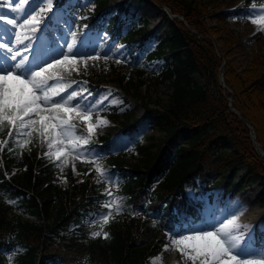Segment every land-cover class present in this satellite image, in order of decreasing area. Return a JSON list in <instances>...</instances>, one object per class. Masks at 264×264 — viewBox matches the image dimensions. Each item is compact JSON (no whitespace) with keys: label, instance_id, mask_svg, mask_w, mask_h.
<instances>
[{"label":"trees","instance_id":"16d2710c","mask_svg":"<svg viewBox=\"0 0 264 264\" xmlns=\"http://www.w3.org/2000/svg\"><path fill=\"white\" fill-rule=\"evenodd\" d=\"M220 1L123 0L117 7L124 17L120 13L108 17L95 14L83 19L96 30H105L130 45L140 85L144 70L161 57L163 64L156 77L167 82L168 97L165 102H156L149 116L158 117L163 134L156 141L136 143L138 156L132 164H125L121 154L111 153L107 144L90 142L88 147L98 154L100 165L114 174L111 179L116 174L113 193L123 205L121 213L114 214L103 228L109 233L108 239H91L90 233L99 226L92 227L84 220L106 211L102 204L108 198L107 185L97 182L99 175L93 164L73 160L71 155L66 163L53 162L43 156L48 149L38 138L23 149L9 141L0 167V264H4L3 251L20 247L24 253L14 264H148L149 258L162 250L177 220L198 216L183 191L196 179L203 185L223 183L224 189L233 194L258 183L256 199L259 206H264V157L252 144L250 133L264 153V34L247 37L250 57L246 64H237L233 56L242 39L227 23L228 13L213 14ZM131 4L138 10L157 13L166 6L183 21L163 13L168 33L154 50H148L154 31L137 27L146 19L134 18ZM105 5L101 1L98 11ZM136 48L141 52L133 55ZM91 62L88 70L68 76L112 80L127 86L126 75L120 70L123 65L110 60L104 69ZM221 71L226 88L218 80ZM102 110L111 119L120 118L116 107L110 112ZM122 116L125 132L134 137L136 119L127 113ZM74 123L87 135L78 120ZM6 131L0 135L3 137ZM15 166L19 172L6 178L5 170ZM77 173L84 174L82 180ZM56 174L67 178V187L55 183ZM18 210L21 213L13 214ZM29 213L42 222L22 218L21 214ZM73 223L79 224L76 232L62 235Z\"/></svg>","mask_w":264,"mask_h":264},{"label":"snow or ice","instance_id":"6c2138e0","mask_svg":"<svg viewBox=\"0 0 264 264\" xmlns=\"http://www.w3.org/2000/svg\"><path fill=\"white\" fill-rule=\"evenodd\" d=\"M30 2L35 3L36 7L32 8L31 12L24 10L25 18L22 22L15 17L10 18L8 12L0 11V28H3L4 34L11 32L15 36L12 46H9L8 42L0 43V50H4L0 52V132L7 129V138L0 140V151L8 146L9 141L14 147L23 149L32 143L33 138H38L48 149L43 152V156L53 162L66 163L67 157L71 155L73 160L79 159L81 162L93 164L95 172L99 175L97 182L103 181L107 185L105 195L109 199L102 204L106 211L95 218L99 229L93 230L90 238L108 239L109 233L103 231V228L114 218V213H121L123 205L121 199L115 197L111 191L112 186L116 184V181L111 179L114 174L104 170L98 162V154H94L88 147L96 128L107 125V121L98 116L95 123L92 121L94 109L102 105L108 96H104L96 104L84 105L81 98L86 99L84 93L88 90L68 92L71 84L60 81L65 75H71L73 71L78 72V66L81 64L87 68L89 61L107 60L109 57L106 54L101 56L95 49L91 52L82 51V41L78 43L76 32H71L72 39H64L62 45L57 46L58 51L54 55L49 54L47 59L40 56L30 60L28 55H22V52L33 51L34 34L40 31V25L45 19L42 13L51 10V2L0 0V7H7L11 12L20 11L22 5H28ZM45 2L47 8L41 7ZM36 8H39V11H36ZM245 18L256 26L258 31L264 33V4L257 7V0H251V7L246 10ZM25 28L27 30L22 34L21 29ZM16 45H23L22 50H15ZM50 81L56 83L50 84ZM88 95L92 93L88 92ZM57 97L59 99H55ZM114 102L116 101L109 103ZM76 120L86 126L87 135L77 129L74 123ZM8 150L13 149L9 147ZM55 166L60 167V164ZM246 228L247 225L239 223L238 214H233L226 223L217 221L184 225L178 231L167 234L169 244H165L164 251H168L171 246L180 254L183 264H264V247L257 249L249 245Z\"/></svg>","mask_w":264,"mask_h":264},{"label":"rangeland","instance_id":"374dc122","mask_svg":"<svg viewBox=\"0 0 264 264\" xmlns=\"http://www.w3.org/2000/svg\"><path fill=\"white\" fill-rule=\"evenodd\" d=\"M104 1L106 2V6L102 11V17H108L120 13L119 7L117 6L119 2H122L123 0ZM249 1V3H246L245 0H221L218 10L213 12V14H218L219 12H225L228 13V15L230 14L227 18V22L242 39L238 52L233 56L236 58V63L240 65L246 64L250 57L249 55L251 51V45L247 43V37L252 36V34L255 32H259L257 27L247 22L245 18L246 10L251 7V0ZM50 2L51 10L42 13L45 19L40 25V31L34 34V39L32 40V45H34L33 51L30 53L22 52V55H28L30 60L34 57L40 56H43L45 59H47L49 54L54 55L58 51L57 46L62 45L63 40L65 39L64 37L67 35V33H69L68 31L70 28H78V31L81 34L78 43L82 41L80 44L82 51L87 50L91 52L93 49H95V52H99V50H103L104 53L101 56L106 54L109 57L107 60L100 59L98 61H92L90 64L95 65L97 68L102 67L106 69L105 67L108 64L106 61L109 62L110 60H113L115 64L123 65L121 66L120 70H122L126 75V87L123 85L120 86L112 80H94L93 78H89L94 82L100 83V89H97L95 92L92 91V95H88V92H85L84 97H86V99H81L87 101L85 105H93L104 96H108V99L105 100L102 105L94 109L92 121L95 123L98 116L102 119H105L107 121V125H101L97 127L90 140L102 135L107 137L109 140L108 142L110 145V151L121 152L125 164L134 163L138 156V153L134 148L136 142L139 144H147V142L156 141V139H158V137L163 134L162 129L158 125V117L155 114L147 116V114L150 113L149 109L154 107L153 104L156 102H165L168 97L169 89L166 85L167 82H162L156 77L160 66L163 64V60L159 56L154 59V62L144 70L142 84H138L137 75L135 73L136 63L134 62L132 54L129 51L130 46L127 45L126 42L116 40L115 37H111L110 34L104 30L97 31L95 28H92V26L90 27L87 24H74V21L71 20L75 18L83 19L92 16L95 12H97V6L100 3L99 0H50ZM260 4H264V0H257V7H259ZM40 6L47 8V2L41 4ZM34 7H36V4L30 2L28 5H22L21 10L18 12H11L7 7H0V11L8 12L10 18L15 17L22 22V20L25 18L24 10L26 9L28 12H31L32 8ZM36 11H39V8H36ZM168 11L169 10L166 9V12ZM130 12L135 13L134 18L136 19H146V22H138L136 24L137 27H144L149 30H152L153 28L155 29V36L151 38L148 44V50H154V48L157 47L159 41L164 38V35L167 34L169 30L163 13H156L155 11H143L142 8L138 10L135 4L130 5ZM120 16L124 17V14L120 13ZM62 17L64 18V22H67L66 24H62L63 21L60 19ZM50 18L54 19L53 21L61 26L65 34L64 37H60L57 40L54 46L48 43L44 33H42L43 29L47 25V21ZM177 18L181 19L179 16H177ZM8 27L11 28L12 26ZM26 30V28L21 29L22 34ZM14 41L15 36L13 33L9 32L4 34L3 28H0V43L8 42L9 46H12ZM25 43L28 42L25 41ZM22 48L23 45L15 46V50L17 51H21ZM3 51L4 50H0V52ZM140 52L141 50L136 49L133 55ZM17 59H19V57ZM117 60H120L121 62L117 63ZM88 68L89 64L87 68H85L83 64L78 66V70L80 71L88 70ZM55 83L56 81L51 82V84ZM86 85L88 84L84 81H79L74 84L75 88L78 87L79 90L87 89L88 87H86ZM96 86L97 87L95 88H98V85ZM109 93H111V95H108ZM110 101L116 102L109 103ZM112 106L117 107L119 114H121L119 115L120 118L118 120H112L101 113L103 108H105V111L110 112ZM124 113L131 115L132 119L134 120L135 118L139 119L137 122L138 133L134 139H129L127 134L123 132L124 129L122 128L121 121L123 120L122 114ZM263 119L264 117L261 118L262 127L264 126ZM16 172H18V170L14 168L10 174H16ZM112 180L115 181V177ZM56 182L60 186L67 185V180L61 175L57 176ZM113 186L115 187V185ZM251 186L256 188V193L253 197L254 199L251 197L246 198L247 202L238 205V210H230L231 212H229L225 209V206L228 203H236L234 198L237 196V194L243 195ZM259 189L260 188L258 184L255 183L248 185V187L244 188L243 191L238 192L237 194H231L230 192L224 190L223 183L215 185V187H205V185H201L200 180H197L195 185L186 186L184 191L186 193L185 198L197 205L199 217L193 218L192 216H188L185 220L179 219V221H177L175 224V229L173 232L178 231L184 225L193 223L197 225L205 222L217 221L224 223V221L227 220V213H230L231 215L238 214L242 210L241 207H244L245 211L246 207H250L259 216L254 217L252 220L248 219L241 225H247L245 232L249 235L250 246L257 249L264 247V235H261L264 234V207H259L256 199ZM240 200L241 196L238 198V202H240ZM22 217L40 222L39 219H36L30 214L28 216L24 214ZM258 236L261 237V239H259ZM165 244H169L168 237ZM165 244L163 245L162 252L149 258V264H168L170 256H173V261L175 264H183V261L180 259V254L172 249L171 246L169 247L168 251H164ZM21 252H23V250L20 252L14 250L9 251L7 254H5L7 262L13 263L17 254H20Z\"/></svg>","mask_w":264,"mask_h":264},{"label":"bare ground","instance_id":"6f19581e","mask_svg":"<svg viewBox=\"0 0 264 264\" xmlns=\"http://www.w3.org/2000/svg\"><path fill=\"white\" fill-rule=\"evenodd\" d=\"M255 193H256V188L254 186H251L243 195L237 194V196H235L234 200L236 201L237 204L236 203L235 204L228 203L225 206V209L227 211H229V212H231L230 210L237 209L238 205L247 202L246 198L251 197L252 199H254L253 197H254ZM240 196H241V200H240V202H238V198ZM239 209H240V206H239ZM241 209L242 210L238 213V215H239V223L240 224L244 223V221L246 222L248 219L252 220L254 217L259 216L250 207L249 208L246 207V211H245L244 207H241ZM227 214L226 215H227V220H228V219L231 218L232 215L230 213H227ZM227 220H225L224 223H226ZM168 262H169L168 264H175V262L173 261V256H170V259L168 260Z\"/></svg>","mask_w":264,"mask_h":264}]
</instances>
